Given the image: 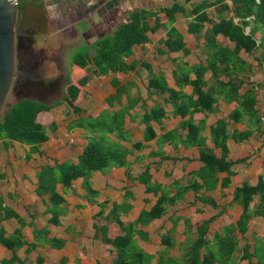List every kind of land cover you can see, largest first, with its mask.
I'll return each instance as SVG.
<instances>
[{
  "label": "crops",
  "instance_id": "crops-1",
  "mask_svg": "<svg viewBox=\"0 0 264 264\" xmlns=\"http://www.w3.org/2000/svg\"><path fill=\"white\" fill-rule=\"evenodd\" d=\"M194 1L200 0L189 2ZM225 1L228 5L231 3ZM171 3L172 0H19L17 24L21 21V34L39 36L36 45L46 52V63L66 66V77L73 66V56L67 62L66 52L83 44L92 55L96 43L112 35L118 25L128 22L132 11L146 9L149 25H154L155 18H158L159 27L146 32L148 40L134 45L132 53L125 58V62L134 64V68L112 72L100 70L93 63L82 69L74 67V74L87 76L75 101L78 110L72 111L65 103H59L39 112L36 119L46 127L48 139L35 149L31 150V145L17 140L5 146V141L0 139V228L8 235L20 227L15 217L4 216V207L12 209L23 222L21 232L25 241L16 250L17 259L11 264H37L38 256L42 257L41 264H112V246L103 238H113L120 233L116 218L124 225L135 224V244L151 257L136 264H156L161 257L174 259L171 264H180L177 259L184 253L186 244L199 236L203 221L211 219L203 235V238L211 239L222 226L239 218L242 208L232 200L235 188L243 182L255 184L264 171V57L260 46L252 52L241 50L239 53L251 66L249 81L255 86L256 109L263 122L260 128L251 129L247 138L237 139L248 128L246 123L229 118L237 107L236 101L219 98L212 110H193L185 116L174 113L168 92L148 88L149 72L161 77L168 87L178 90L175 82L178 73L175 76L174 71L178 72L181 64H206V54L202 50L203 37L197 38L187 31L191 16L176 13L173 21H168L162 8ZM186 7L189 13L190 4ZM207 12L213 20H218V13H221L215 6L208 8ZM221 14L231 15L232 12ZM25 24L34 31L26 30L28 26L25 28ZM172 25L183 36L186 53L169 51L163 43L167 29ZM209 27L210 24L206 23L205 28ZM251 27L252 24L247 25L246 31ZM261 36L260 30L254 34L257 42ZM216 38L223 45L233 44L222 34ZM189 77L193 74L190 73ZM211 79L212 71L207 70L204 80L209 83ZM249 86L246 84L245 88ZM182 91L192 94V87L185 85ZM156 105L163 107L165 114L159 121L150 120L155 136L145 139L143 115ZM120 111H124L121 131L125 137L112 132L107 133V139L124 153V164L90 172L89 183L96 194L87 192L82 177L74 179L70 187H63L58 182L56 189L64 201L59 206L58 223L51 224L48 194L40 195L36 191L41 169L61 162L76 163L88 138L101 133L78 126V119L85 122L89 118L98 119L104 113L111 115ZM219 119L226 121V160L233 161L230 184L222 186L227 172L218 171L214 180H205L209 187H190L179 195L182 187L203 182L195 175L203 164L199 159L198 145L183 143L186 123L192 121L199 125L201 142L221 156V148L215 147L211 139V127ZM51 123L55 125L54 129H50ZM136 143L140 146L136 147ZM143 180H147L149 189ZM163 192L171 197L177 196L175 202L167 204L160 217L144 224L136 223L140 212L149 210ZM204 197L212 199L215 204L204 201ZM255 223L260 224L261 231H256ZM36 228L46 230L48 237L61 238L63 246L53 248L46 241L36 242L33 236ZM263 228L264 218L253 217L246 233L239 236L240 240L252 243L251 235H262ZM11 254V250L0 243V264Z\"/></svg>",
  "mask_w": 264,
  "mask_h": 264
},
{
  "label": "trees",
  "instance_id": "trees-1",
  "mask_svg": "<svg viewBox=\"0 0 264 264\" xmlns=\"http://www.w3.org/2000/svg\"><path fill=\"white\" fill-rule=\"evenodd\" d=\"M189 1L191 0H172V3L163 7L162 10L170 22L173 21L176 13L192 17L187 21V31L197 38L203 37L202 50L206 54V64L179 65L178 72L174 71L175 76L178 73L175 80L178 90L168 87L161 77L154 75L151 71L147 86L149 89L153 88L158 92H168V99L173 105V112L181 116L191 114L193 110H212L214 103L219 98L224 101H236L237 107L229 118L246 123L248 128L237 139L239 141L247 138L250 130L260 128L263 122L256 109L255 86L249 81L252 72L251 66L240 57L239 53L241 50L252 52L260 46L261 55L264 57V0H230L229 5L225 0ZM188 3L190 4L189 13L186 11ZM212 6H215L217 12L231 11L232 14L218 13V20H213L207 12V9ZM148 16L149 12L146 9L134 10L130 13L128 22L118 25L112 35L105 36L96 43L97 46L92 55L89 54L88 49L75 52L72 57L71 72L66 77V93L59 101H53L49 104L40 100L44 95L56 94L61 85V82L56 79L38 81V85L49 93H34L37 96H23L13 101L0 117V139L5 141V146L8 145V142L17 140L31 145V150H33L48 139L46 127L36 119L39 112L47 111L59 103H65L72 111L78 110L75 101L81 87L87 81V76L74 74V67L82 69L89 63H93L100 70L106 69L112 72H125L134 68V64H127L125 58L132 53L134 45L148 40L146 32H152L159 27L158 18H155V24L150 26L147 20ZM235 17L237 20L234 19ZM206 23L210 24L209 28H205ZM250 24H252L251 29L246 31V26ZM257 30L262 32L259 42L254 37ZM218 34L226 36L233 43L232 46L220 43L216 38ZM24 42L26 41L22 40L21 43L25 44ZM163 43L169 51L182 50L187 52L183 36L173 25L167 29ZM207 70L212 71V79L209 83L204 80V73ZM190 73L193 74L191 78L189 77ZM115 82L114 80L113 83L115 84ZM246 84L250 86L245 88ZM185 85L192 87V94L188 95L182 91ZM118 93H121V90H118ZM193 95L196 97L193 98ZM123 112L120 111L111 115L104 113L98 119L89 118L85 122L83 119H78V126L85 127L92 132L99 130L101 133H96L88 138V142L76 163L61 162L54 167L41 169L38 174L36 191L40 195L48 194L47 209L51 213L49 221L51 224L58 223L59 206L64 201L62 194L56 189L58 182L63 187H70L74 179L82 177L87 192L96 194L89 183L90 172L110 165L124 164V153L117 144L109 142L107 139V133L112 132H117L118 137H125L121 131ZM164 114L163 107L156 105L151 108L150 112L143 115V122L146 125L145 139L155 136L149 124L150 120L159 121ZM98 125H100L99 128ZM186 126L187 132L183 143L198 145L199 159L203 164L195 175L201 178L203 182L182 187L179 195L190 187L193 189L209 187L205 180L209 178L214 180L218 171L227 172V177L222 181V186H228L230 176L233 174L231 169L233 161L226 160L228 153L226 121L219 119L211 127L212 142L215 147L221 148V156H217L211 147L201 142L199 125L188 121ZM49 127L54 129L55 125L51 123ZM135 146L139 147L140 143H136ZM143 181L146 184V189H149L147 180ZM176 197H171L167 192H163L149 210L140 212L136 223L144 224L160 217L165 212L166 205L174 203ZM203 200L208 201L211 205L215 204L210 198L204 197ZM232 200L239 203L242 208L239 218L234 223L222 226L219 231L213 234L211 239L203 238L211 219L203 221L200 225L199 236L186 244L184 253L177 259L180 264H236L242 260L247 261V264H264V228L262 235H251L252 243L244 240L243 244L240 245L239 237L246 233L248 223L253 217L261 216L264 218V171L259 175L255 184L243 182L236 187ZM3 209L5 217H15L20 222V227L8 235H5V230L0 228V243L12 252L9 258L1 260V264H11L17 259L16 250L25 244L21 232L23 222L12 209L7 207ZM116 220L119 224L120 233L113 238H103L104 242L112 246V264H136L151 259L150 255L142 252L135 244L133 238L136 231L135 224L124 225L118 218ZM33 236L39 244L46 241L53 248H61L64 244L61 238L48 237L47 231L43 229H34ZM173 261L172 258L161 257L156 264H171ZM41 263L42 257L38 256L37 264Z\"/></svg>",
  "mask_w": 264,
  "mask_h": 264
},
{
  "label": "water",
  "instance_id": "water-1",
  "mask_svg": "<svg viewBox=\"0 0 264 264\" xmlns=\"http://www.w3.org/2000/svg\"><path fill=\"white\" fill-rule=\"evenodd\" d=\"M18 7L19 2L14 0H0V117L6 110L2 108L12 80L18 74L16 36L21 34V29L16 28Z\"/></svg>",
  "mask_w": 264,
  "mask_h": 264
},
{
  "label": "flooded vegetation",
  "instance_id": "flooded-vegetation-1",
  "mask_svg": "<svg viewBox=\"0 0 264 264\" xmlns=\"http://www.w3.org/2000/svg\"><path fill=\"white\" fill-rule=\"evenodd\" d=\"M21 25V21H19L16 27L21 29ZM24 26L26 28L28 24H25ZM27 29L31 30L32 32L34 31V28L31 26H28L26 30ZM38 39L39 36L32 33L18 34L16 36V68L18 70V74L16 75V89H18L19 86L22 85H38V81L40 80L48 81L50 79H55L49 76H40L39 73H37L39 72L38 69L40 68V66L48 65L46 63V52L43 49L37 48L36 43L38 42ZM22 40L26 41L24 42L25 44L21 43ZM40 60H42V62H40ZM56 80L59 81L60 79L56 78ZM44 97H46V95H44Z\"/></svg>",
  "mask_w": 264,
  "mask_h": 264
},
{
  "label": "rangeland",
  "instance_id": "rangeland-1",
  "mask_svg": "<svg viewBox=\"0 0 264 264\" xmlns=\"http://www.w3.org/2000/svg\"><path fill=\"white\" fill-rule=\"evenodd\" d=\"M31 24V21H30ZM29 24V25H30ZM17 26V23H16ZM17 28V27H16ZM83 44H77L76 47H73L72 49H69L66 52V58H67V62L71 61V57L73 56V54L75 52L78 51H83ZM94 52V51H93ZM92 52V53H93ZM57 55V54H56ZM40 62H42V60H40ZM39 75L40 76H45V77H51V78H57L60 79L59 81L61 82L60 84V88L58 89V91L56 92V94L51 95V96H46L43 98H40V100L47 102V103H51L53 100H60L62 98V96L64 95V93H66V84H67V78H66V71H67V67L66 66H48V65H42L40 66V68L38 69ZM44 77V78H45ZM48 79V78H47ZM16 76H14L12 83L10 85V88L8 90V94L5 98V102L3 105V110H5L6 108H8V106L10 105L11 102L15 101L16 99L23 97V96H37L34 93H49L47 90H44L43 88H41L38 85H32V84H28V85H22L19 86L18 89L15 88L16 85ZM255 227L257 228L256 231H261V226L260 224L255 223ZM248 242H250L248 240ZM252 242V239H251ZM243 243V240H240V245ZM236 264H247V261H239Z\"/></svg>",
  "mask_w": 264,
  "mask_h": 264
},
{
  "label": "built area",
  "instance_id": "built-area-1",
  "mask_svg": "<svg viewBox=\"0 0 264 264\" xmlns=\"http://www.w3.org/2000/svg\"><path fill=\"white\" fill-rule=\"evenodd\" d=\"M14 1L18 2V0H14Z\"/></svg>",
  "mask_w": 264,
  "mask_h": 264
}]
</instances>
